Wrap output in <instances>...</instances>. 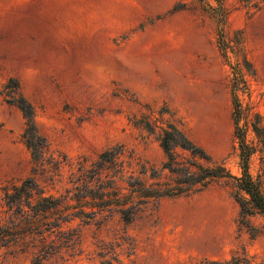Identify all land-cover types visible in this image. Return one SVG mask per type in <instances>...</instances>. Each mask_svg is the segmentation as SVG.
<instances>
[{"label": "rangeland", "instance_id": "374dc122", "mask_svg": "<svg viewBox=\"0 0 264 264\" xmlns=\"http://www.w3.org/2000/svg\"><path fill=\"white\" fill-rule=\"evenodd\" d=\"M221 1L227 59L217 19L194 0H0V91L17 80L51 152L73 164L60 175H33L22 142L25 120L0 96V188L34 176L59 196L71 187L80 157L95 160L118 146L127 171L147 186L173 184L178 175L162 169L168 159L158 141L166 123L239 176L233 89L237 67L247 69L243 58L252 72H245L247 91L241 83L236 91L239 125L248 122L256 179L262 144L252 125L264 128V0ZM146 121L153 132L143 128ZM177 154L187 165L204 164L189 152ZM236 193L233 180L222 178L199 193L151 203L129 225L115 216L82 227L78 264H100L97 240L121 245L117 264H203L233 256L264 264V216L243 217ZM0 264H30V256L2 250Z\"/></svg>", "mask_w": 264, "mask_h": 264}, {"label": "trees", "instance_id": "16d2710c", "mask_svg": "<svg viewBox=\"0 0 264 264\" xmlns=\"http://www.w3.org/2000/svg\"><path fill=\"white\" fill-rule=\"evenodd\" d=\"M211 12L217 19L222 42L220 51L227 59L229 47L224 44V30L228 12L221 0H194ZM249 3L251 0H241ZM180 5L175 9H181ZM233 50V49H230ZM241 49L237 50V53ZM236 54V52H234ZM247 69L237 67L236 80L247 91L245 75L252 72L249 63L243 58ZM245 70V71H244ZM233 89V100L237 110L235 137L239 144V176H233L223 166L217 164L197 147L175 125L166 123L160 127L158 141L168 161L163 164L172 174L178 175L173 184H152L147 186L140 176L127 171L130 164L125 160L122 146L112 147L98 155L97 159L80 157L69 175L70 188L59 196L50 195L45 188L31 176L19 184H8L0 188V251L16 250L30 256V264H78L83 253L82 227L100 225L117 216L124 224L135 221L140 213L146 211L151 203L162 198L188 196L199 193L218 179L229 178L234 182L236 198L243 217L252 214L264 216V128L257 124L252 130L262 144V173L255 179L250 173L249 162L256 149L246 142L248 125H239L240 102ZM3 101L17 108L25 120L22 142L30 153L32 173H54L60 175L64 166L73 168L66 157H56L50 150V144L38 130L33 107L19 92V83L15 79L0 91ZM142 124V123H141ZM143 128L153 132L155 126L145 122ZM189 152L194 158L203 160L185 164L178 161L177 150ZM152 178L157 175H151ZM53 178V175H51ZM126 244V243H124ZM121 245L97 240L94 253L100 264H117ZM203 264H252L246 257L233 256L230 261H206Z\"/></svg>", "mask_w": 264, "mask_h": 264}]
</instances>
